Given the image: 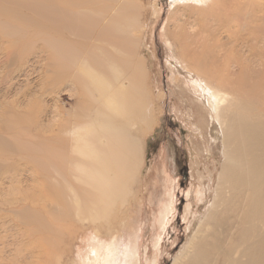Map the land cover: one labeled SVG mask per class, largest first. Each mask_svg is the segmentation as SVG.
<instances>
[{
	"label": "rangeland",
	"instance_id": "obj_1",
	"mask_svg": "<svg viewBox=\"0 0 264 264\" xmlns=\"http://www.w3.org/2000/svg\"><path fill=\"white\" fill-rule=\"evenodd\" d=\"M4 1L11 7H26L12 0H0L1 3ZM173 2L122 1L118 25H108L100 39L96 36L103 25L95 29L99 13L93 12L79 22L70 20L65 23L63 32L53 37V32L39 36L40 23L36 24L35 19L22 25L3 17L0 12L1 264H26V259L30 264H108L106 256L112 242L118 248L113 257L117 264H126L129 255L135 252L138 264H180L188 254L190 256V243L214 199L223 147L211 124L202 129L203 110H195L190 103H199L197 94L185 84L187 74L177 66L181 60L179 46L168 36L169 28L175 34L182 30L192 32V25L208 20L207 17L214 23V16L211 13L203 15V9L208 6ZM28 12L30 18L37 15L26 7V14ZM173 12L176 13L174 20ZM92 34L95 35L93 39ZM49 35V39H43ZM112 38L115 43L109 45ZM89 39L92 43L97 40L109 53L101 56V60L97 59L94 66L92 62L89 65V69L99 75L102 71L97 68L106 67L103 72L110 78L105 75L107 80L103 84L108 83V79L113 81L118 74L127 82L137 68L145 77L141 81L142 99L136 104L139 111L123 118L133 123L126 131L128 136L136 138L135 170L128 187L119 194L105 189L102 199L93 195L88 198L91 195L88 189L77 180L84 175L74 169L75 162L66 181L65 160L71 153L70 143L66 152L60 149L55 156L57 167L53 172L57 176L53 175L52 182L58 196L54 201L56 212L50 219L46 215L49 211L45 214L22 203L26 202L22 200L25 193L36 197L38 208L52 197L51 192L46 191L51 181L36 177L39 171L47 172L46 167L54 162V157L38 149L35 130L37 124L47 129L58 126L55 124H59L60 116L56 117V109L61 110V115L64 113L61 118L67 127H73L80 112L86 118L89 116V121L95 119V111L91 110L92 93L78 94L72 80L55 84L49 79V74L59 66L63 65L64 71L73 70L81 54L77 43ZM96 50L92 49L87 59L99 58V50ZM53 61L59 64L55 63V67ZM100 80H95V84L101 83ZM79 95L88 99L87 105H79L82 99ZM14 111L23 117L19 118ZM113 126V122L104 126L105 134L111 136L110 149L102 145L107 167L110 168L112 163L115 170L110 174L111 178L130 166H127L130 154L127 135L115 132ZM67 131L64 132L65 139L70 135ZM72 153L73 157L77 156ZM38 160L42 161L41 168ZM116 165L120 167L117 170ZM170 200L172 210L161 222V211ZM187 206H190L188 214ZM97 216L99 219L94 222L93 218Z\"/></svg>",
	"mask_w": 264,
	"mask_h": 264
},
{
	"label": "bare ground",
	"instance_id": "obj_2",
	"mask_svg": "<svg viewBox=\"0 0 264 264\" xmlns=\"http://www.w3.org/2000/svg\"><path fill=\"white\" fill-rule=\"evenodd\" d=\"M122 1L130 2V0H12L13 3H23L28 10L34 11L37 17L34 15L36 18H30L29 12L26 14V7H11L5 1L0 2V12L3 17L18 21L22 25L29 19H35L36 24L40 23L39 36L53 32V37L60 33L66 27L65 23H69L70 20L79 22L93 12L99 13L101 15L98 21L96 20L95 29L103 25L96 36L100 39L108 25H118L117 18L121 14ZM174 3L208 6L203 9V15L211 13L215 18L214 23L209 17L208 20L198 21L192 25V32L182 30L175 34L173 29L169 28L168 36L174 38L180 49L181 60L177 62V66L186 72L188 78L186 82L183 80V83L185 82L188 89L197 94L199 101L189 102L195 110H203L202 129L211 124L215 137L223 147L214 199L205 220L199 225L190 243V256L188 254L185 261L180 264H264V0H174ZM175 14L173 12L172 20ZM37 18L39 20H36ZM223 34L225 37H222ZM50 36L42 38L49 39ZM90 37L93 39L95 35L92 34ZM114 43V38L108 41L109 45ZM77 45L81 48V54L77 58L75 68L73 70L66 68L64 71L63 65L59 66V69L49 74V79L55 84L59 82L64 84L72 80L78 94L84 92L85 96L87 91L92 93L94 98L91 100V110L95 111L96 117L91 118L90 123L89 116L86 118L80 112L73 121V127H67L61 118L64 113L61 115V110L56 109V117L60 118L57 119L59 124H55L56 121L54 124L58 126L49 125L51 128L47 129L44 125L37 124L35 131L38 139L35 144L45 154L52 155L54 162L48 164L46 173L39 171L36 178L51 181V185L48 183L46 186V191L51 192L52 197L38 208L35 205V196L29 193L22 196V200L26 201L22 202L25 203V207L40 209L45 214L49 211L46 215L50 219L56 212L54 201L58 194L54 191L56 187L53 186L52 178L55 175L53 170L57 167L55 156L60 149H65L66 152L71 143V153L65 160L66 175L68 171H73L75 162L74 169L84 175L77 177V180H80L84 189H88L91 194L88 198L93 195L96 199H102L105 189L119 194L120 190L128 187L138 154L134 147L136 138L128 136L126 131L133 123L126 122L123 118L131 117L134 112L139 111L136 104L142 99L141 81L145 78L143 72L137 68L127 82H124L125 77L118 74L113 81L108 79V83L103 84L107 80L104 79L107 75L104 73L106 67L97 68L98 71H102V75H99L90 70L89 65L91 66L92 62L94 66L97 59L101 60V56L109 54L108 51L99 45L97 40L94 43L90 39L88 42L80 41ZM94 48L99 50V58L87 59ZM53 62L55 67L59 64ZM133 64L134 61L132 66ZM172 67L175 68L173 65ZM107 78L110 77L107 75ZM99 79L101 83L95 84L94 81ZM176 79L182 82V79ZM84 96L83 98L80 96L81 106L88 103ZM14 113L19 118L23 117L17 111ZM121 118L119 124L118 120ZM51 122L53 124V121ZM111 122L114 124L115 132L127 135V148L130 150L127 165L130 164L129 168L120 170L119 174L115 173L112 178L110 174L115 170L111 167L112 163L110 168L107 167L108 162L105 161L102 150L103 144L110 149L111 136L105 134L104 126ZM65 131L70 134L66 139ZM79 140L85 141L81 143ZM72 152L77 156L73 157ZM38 163L41 168L42 161L38 160ZM117 165L116 170L120 168ZM69 178L67 175L66 181ZM59 196L61 197V194ZM29 201L34 204L28 205ZM171 204L170 200L161 211V222L169 216ZM189 207L186 208V214L189 213ZM91 209L94 213V209L92 207ZM68 215L70 217L69 212ZM98 219V216L93 218L94 222ZM117 249L112 242L106 256L108 264H117L113 260L115 253H118ZM127 259L126 264H138L137 252L130 254ZM25 262L31 263L27 259Z\"/></svg>",
	"mask_w": 264,
	"mask_h": 264
}]
</instances>
